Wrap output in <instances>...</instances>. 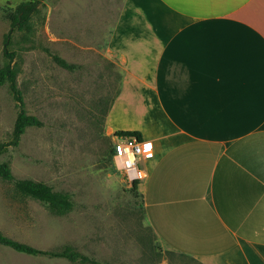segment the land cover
Wrapping results in <instances>:
<instances>
[{"label": "crops", "instance_id": "0c3cea01", "mask_svg": "<svg viewBox=\"0 0 264 264\" xmlns=\"http://www.w3.org/2000/svg\"><path fill=\"white\" fill-rule=\"evenodd\" d=\"M114 9L105 133L137 131L152 149L137 185L146 224L191 263L264 264V0Z\"/></svg>", "mask_w": 264, "mask_h": 264}, {"label": "rangeland", "instance_id": "374dc122", "mask_svg": "<svg viewBox=\"0 0 264 264\" xmlns=\"http://www.w3.org/2000/svg\"><path fill=\"white\" fill-rule=\"evenodd\" d=\"M20 1L0 0V66L6 15ZM38 1L31 29L15 31L11 49L24 109L41 125L27 127L0 163H8L15 179L70 194L73 207L56 215L0 178V233L40 250L70 246L102 264H195L160 247L139 197L109 155L116 138L105 133L104 114L120 91V72L105 55L106 31L119 0ZM52 55L74 69L62 68ZM17 112L7 87H0V143L9 140ZM0 264L85 263L0 245Z\"/></svg>", "mask_w": 264, "mask_h": 264}, {"label": "trees", "instance_id": "16d2710c", "mask_svg": "<svg viewBox=\"0 0 264 264\" xmlns=\"http://www.w3.org/2000/svg\"><path fill=\"white\" fill-rule=\"evenodd\" d=\"M38 0H21L14 10L7 13L6 18L9 20V31L3 39V63L0 66V87L6 86L8 93L12 98L18 110L10 138L7 142L0 143V155L6 153L9 148L17 147L21 136L24 134L27 127L40 126V121L33 115L27 114L24 109V101L22 92L17 85L18 68L13 59L15 52L11 49V37L15 31H26L31 29L30 20L33 14L38 11ZM52 59L62 68L72 70L73 64L67 63L59 56L52 55ZM113 102V101H112ZM105 111V116L112 104ZM116 136L134 137L141 141L140 133L137 131H121L116 132ZM109 155H112V144L109 149ZM0 178L4 181L11 182L15 191L22 196L32 198L44 203L48 209L56 215H65L70 212L73 207V201L70 194L66 192L56 191L51 186L31 179H15L11 173L8 163H0ZM138 181L131 184V190L137 197ZM0 245L10 247L16 252L24 253L31 256H45L49 258H60L70 262H79L85 264H102L93 258H90L76 251L70 246H64L59 250H40L35 247L10 239L0 233Z\"/></svg>", "mask_w": 264, "mask_h": 264}, {"label": "built area", "instance_id": "2783aa9c", "mask_svg": "<svg viewBox=\"0 0 264 264\" xmlns=\"http://www.w3.org/2000/svg\"><path fill=\"white\" fill-rule=\"evenodd\" d=\"M114 137L111 158L115 169L130 184L143 180L146 172L142 162L152 157V149L134 137Z\"/></svg>", "mask_w": 264, "mask_h": 264}]
</instances>
